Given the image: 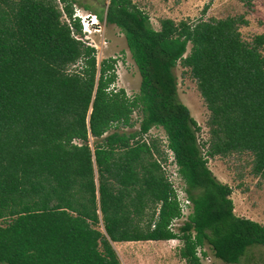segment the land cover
Segmentation results:
<instances>
[{"label": "trees", "instance_id": "trees-1", "mask_svg": "<svg viewBox=\"0 0 264 264\" xmlns=\"http://www.w3.org/2000/svg\"><path fill=\"white\" fill-rule=\"evenodd\" d=\"M61 2L70 22L57 0H0V264H123L121 241L180 239L187 264H203L199 248L229 264L264 249V224L235 213L233 187L209 167L248 151L264 175V34L244 40V14L167 17L156 29L133 0H109L96 15L125 34L141 75L131 97L113 87L118 59L99 62L75 36L78 0ZM179 63L211 112L209 140L179 96ZM136 111L140 129L120 131L136 126ZM153 127L164 129L192 201L177 231L166 152L144 137Z\"/></svg>", "mask_w": 264, "mask_h": 264}, {"label": "rangeland", "instance_id": "rangeland-1", "mask_svg": "<svg viewBox=\"0 0 264 264\" xmlns=\"http://www.w3.org/2000/svg\"><path fill=\"white\" fill-rule=\"evenodd\" d=\"M151 17V22L156 29L161 28L163 18H173L176 21L188 19L196 22L200 19L210 20L215 18H226L228 16L243 15L249 22L240 25V31L244 40L252 41L256 35L264 34V0H133ZM63 10V18L70 22L64 12L63 3L57 0ZM109 0H78L74 4L75 15L79 17L82 24V33L76 34L85 43L94 46L97 50V58L101 60L108 57H116L117 81L113 85L116 88H125L131 97L139 93L141 75L128 47L125 34L115 24H107L96 16L97 12L106 10ZM85 5H88L87 8ZM106 15V12L104 13ZM89 15V17H87ZM87 19V20H86ZM98 21L94 24V20ZM93 20V21H92ZM192 44L189 43L187 54L191 51ZM264 53V45L262 48ZM178 77V92L181 100L188 105L191 114L197 119L202 127L199 132V139L209 140L211 137L209 119L211 112L202 96L198 81L193 76L190 68L181 63L175 68ZM137 122L136 126L121 127L120 131H133L140 129L141 113L136 111L133 115ZM114 130V129H113ZM111 130V131H113ZM147 140L156 138L159 140L160 148L165 150L166 159L161 158L166 167L169 180L174 186L182 191L185 182L178 172V166L172 161L174 154L167 149V137L162 127H153L144 136ZM209 167L221 181L233 187L231 197L234 200L235 213L246 216L264 224V175L254 173V155L251 152H232L228 155H217L209 159ZM165 169V168H164ZM185 190V189H184ZM185 217L175 222L174 230L177 231L184 223ZM164 241V240H158ZM146 245L142 242H120L114 243L116 250L124 264H165V259L159 256L164 248L170 257L180 256L182 241H165L162 244L149 242ZM180 243V244H179ZM207 255L203 252V264H229L216 258L213 251L205 248ZM127 255V256H126ZM240 264H264V249L261 245H252L247 254L242 258Z\"/></svg>", "mask_w": 264, "mask_h": 264}, {"label": "built area", "instance_id": "built-area-1", "mask_svg": "<svg viewBox=\"0 0 264 264\" xmlns=\"http://www.w3.org/2000/svg\"><path fill=\"white\" fill-rule=\"evenodd\" d=\"M163 165V168H165L166 170V167L165 165L162 163ZM172 182V181H171ZM174 185V184H173ZM175 189H176V192L178 194V200L180 202V207H181V210H182V213H183V217H185V215H187L189 213L190 210H192V201L191 199L188 197L186 191L184 189H182V191H179V189H177L176 186H174ZM178 219H175L173 222H172V229L174 230V225H175V222L177 221ZM203 249L202 248H199L198 249V255L201 257L202 261H203Z\"/></svg>", "mask_w": 264, "mask_h": 264}, {"label": "crops", "instance_id": "crops-1", "mask_svg": "<svg viewBox=\"0 0 264 264\" xmlns=\"http://www.w3.org/2000/svg\"><path fill=\"white\" fill-rule=\"evenodd\" d=\"M172 151V150H171ZM173 152V151H172ZM174 154V153H173ZM174 160V163H175V158L173 159L172 158V161ZM176 164V163H175ZM177 165V164H176ZM182 241L180 239H170V240H164V241H158V240H141L140 242H144L146 245H150L151 243L149 242H157V244H162V242H165V241ZM123 242V241H121ZM126 242H139V241H126ZM114 243H120V242H114ZM180 244V243H179ZM182 247V246H181ZM180 247V249H181ZM179 249V251H180ZM206 250V249H205ZM119 254V253H118ZM157 254H159V256H162V258H166L165 259V264H187L185 259L181 258V256H173V257H170L169 253H167V251L163 248L161 252H157ZM127 256V255H126ZM123 262V261H122ZM124 264V263H123Z\"/></svg>", "mask_w": 264, "mask_h": 264}, {"label": "bare ground", "instance_id": "bare-ground-1", "mask_svg": "<svg viewBox=\"0 0 264 264\" xmlns=\"http://www.w3.org/2000/svg\"><path fill=\"white\" fill-rule=\"evenodd\" d=\"M87 17H89V15H87ZM86 20H87V19H86ZM93 20H94V19H93ZM97 23H98V21L95 20V21H94V24H97Z\"/></svg>", "mask_w": 264, "mask_h": 264}, {"label": "clouds", "instance_id": "clouds-1", "mask_svg": "<svg viewBox=\"0 0 264 264\" xmlns=\"http://www.w3.org/2000/svg\"><path fill=\"white\" fill-rule=\"evenodd\" d=\"M76 16V15H75ZM77 16H80V15H77ZM97 16V15H96ZM98 17V16H97ZM93 21V20H92ZM95 21V20H94Z\"/></svg>", "mask_w": 264, "mask_h": 264}]
</instances>
